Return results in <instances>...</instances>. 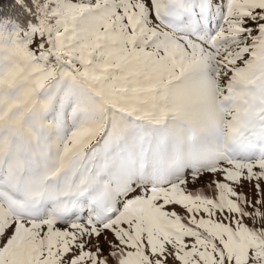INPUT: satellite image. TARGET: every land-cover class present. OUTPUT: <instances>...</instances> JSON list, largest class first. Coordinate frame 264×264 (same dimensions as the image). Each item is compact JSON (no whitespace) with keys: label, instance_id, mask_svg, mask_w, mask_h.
<instances>
[{"label":"snow or ice","instance_id":"1","mask_svg":"<svg viewBox=\"0 0 264 264\" xmlns=\"http://www.w3.org/2000/svg\"><path fill=\"white\" fill-rule=\"evenodd\" d=\"M0 264H264V0H0Z\"/></svg>","mask_w":264,"mask_h":264},{"label":"trees","instance_id":"2","mask_svg":"<svg viewBox=\"0 0 264 264\" xmlns=\"http://www.w3.org/2000/svg\"><path fill=\"white\" fill-rule=\"evenodd\" d=\"M4 2L6 3V2H7V0H4Z\"/></svg>","mask_w":264,"mask_h":264}]
</instances>
